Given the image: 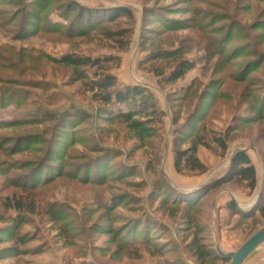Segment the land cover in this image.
I'll use <instances>...</instances> for the list:
<instances>
[{
	"label": "rangeland",
	"instance_id": "374dc122",
	"mask_svg": "<svg viewBox=\"0 0 264 264\" xmlns=\"http://www.w3.org/2000/svg\"><path fill=\"white\" fill-rule=\"evenodd\" d=\"M76 1L99 8L127 6L133 19L122 18L92 34L97 37L82 39L67 34L72 17L62 31L49 26L60 20L61 4L0 0V120L59 114L70 106L88 115L68 132L50 117L0 126V230L7 229L0 249L20 250L0 264H201L186 247L197 236L212 254L213 221L221 248L236 250L264 221L258 212L240 219L225 208L232 199L240 210L252 209L264 187V121L239 125L264 92V0ZM126 27L131 28L130 43L119 51L103 33ZM181 40L182 57L194 61L195 68L176 85L164 86L140 62L149 50L178 46ZM66 53L119 56V65L112 68L118 85L144 86L164 112L162 123L148 124L152 131L142 137L131 123L106 121L103 106L91 102L83 85L94 79L92 71L82 78L47 60ZM259 57L256 69L239 79L242 67ZM172 65L165 63V70ZM47 82L49 86L40 85ZM189 85L186 94L179 90ZM182 94L184 100H179ZM191 114L192 125L186 123ZM231 126L237 129L228 131L222 154L212 138ZM178 130H191V140L202 137L210 145L196 151L205 172L175 171L171 147ZM94 144L108 148L104 177L92 181L90 173V180L82 181V165L96 157ZM238 149H245L255 166L256 189L250 192L235 182L209 189L225 175ZM204 186L207 190L198 195ZM6 197L11 204L18 198L33 200L34 211L6 207ZM20 213L25 223L14 233L9 218ZM128 224H151L147 240L141 242L143 226L138 225L135 244L124 243ZM22 233L35 237L20 243L16 238ZM245 264H264V243Z\"/></svg>",
	"mask_w": 264,
	"mask_h": 264
},
{
	"label": "trees",
	"instance_id": "16d2710c",
	"mask_svg": "<svg viewBox=\"0 0 264 264\" xmlns=\"http://www.w3.org/2000/svg\"><path fill=\"white\" fill-rule=\"evenodd\" d=\"M53 1V3L61 4L63 6L62 14L59 15L60 20L52 21L49 23V26L57 29L58 31H62L63 27L66 24V21L72 17V20L67 26V34L74 35V37L78 38H94L97 36H93L92 34L97 33L98 30L101 31L102 27L106 25H112L116 23L118 20L122 18H126L128 21L133 19L132 12L127 6H113L108 8H99L84 5L76 0H48ZM148 10L149 8H145ZM152 11V10H149ZM151 14V13H150ZM153 15L154 11H152ZM166 31H164L165 33ZM169 32V31H168ZM162 31V34H164ZM131 28L126 27L122 29L116 30H108L103 33L104 38L106 40L112 42V47L121 51L126 50L129 46L131 39ZM21 37V36H20ZM25 37V36H24ZM230 37V34L228 35ZM178 46H172L168 48H156L149 50L143 59L140 62V65H147V69L153 73L154 76L158 78L159 83L164 86H174L179 81L183 80L185 76L195 68V62L182 57L184 45L183 40ZM220 50L218 51V53ZM232 59V58H231ZM47 60L56 67H63L65 69H71L76 73V76L80 74V77H84V74H88L92 71L93 80L89 82H85L83 84L85 88L91 93L90 100L91 102H98L103 106V113L106 121H114V120H122L124 122L131 123L136 132L142 137H146L145 134L151 133L148 124H161L162 116H164V112L161 111L155 101L149 97V92L144 86L140 85H118L116 76L112 73V68L117 67L120 62V57L117 55H105L98 57H91L85 55H75L73 53H66L60 56H47ZM170 62L173 63L172 66H168V70L166 71L165 63ZM261 62V58L258 60H250L243 67L240 72L239 79H245L246 75L256 69V67ZM80 70V71H79ZM40 83H38L39 85ZM49 83L40 84L43 86H49ZM192 89V85L187 87H181L179 90L182 92H188ZM3 90V89H1ZM0 90V91H1ZM7 90V89H6ZM9 91V90H7ZM180 94L176 93L175 95ZM185 95L178 96L179 100H184ZM183 98V99H182ZM256 101V100H255ZM254 101V102H255ZM258 103V102H256ZM264 92H262V97L259 99V105L257 108H247L246 116L242 117L239 125H248L258 122L259 120L264 121ZM39 113L36 112L34 114L27 113L21 119H12V120H0V126L2 125H13L18 124L19 122L31 121L33 123L40 122L41 120L47 121V118H53L52 120L57 123L56 127L63 129L62 131H69V129H73L75 125L79 122H83V120L87 119V112L78 108L76 106H70L69 109H64L59 114L55 113ZM254 113V114H253ZM43 114V115H42ZM188 116L186 123H190V119L194 118V116ZM47 117V118H46ZM137 117H144L145 122H141L137 120ZM202 116L198 115L196 118L198 120ZM55 118V119H54ZM193 120V119H192ZM172 121H175L173 119ZM153 124V125H154ZM192 125V124H191ZM236 126L228 128L224 135L215 136L212 138L214 144L219 148L220 152L223 154L227 149V139H228V131L237 129ZM153 129V128H151ZM183 129V128H182ZM194 130V127H192ZM193 131L190 130V133L182 132L181 130L175 131L172 139V154H173V166L177 173H203L206 171L205 164L199 159L196 154L197 147L204 146L209 148L210 145L204 140V138L200 137L197 140H191V133ZM264 132V131H263ZM191 141L190 145L185 147L186 143ZM93 153L96 154V157L86 160L83 166V177L80 179L82 181L90 180L89 175L93 174L92 181L97 179L96 177H104L102 173V169H105V164L107 162L108 157L107 154L108 148L103 147L97 144L93 146ZM93 169V171H92ZM106 170V169H105ZM93 172V173H92ZM91 173V174H90ZM32 181V180H31ZM232 183L235 182L237 184L243 185L244 188L248 189L250 192L254 191L257 186V175L256 169L253 165L250 156L248 155L245 149L236 150L230 159V164L227 172L224 176L220 177L219 180L211 183L209 189L221 185L222 183ZM34 182H31L30 185H34ZM25 185V184H24ZM207 190V186L202 187L197 191L199 193H205ZM26 199L18 198L14 201L13 204L10 203V198L6 197L5 206L12 208L16 211L23 212H32L34 211V201L29 200L24 202ZM185 204H187V200ZM225 208L233 215H238L241 218H251L255 215V212H258L260 217H264V187L260 193L258 201L255 203L252 209L248 211H242L237 206L234 200H229L225 203ZM24 214H18L9 218V229L12 232L16 233L18 227L25 223ZM138 218H135L137 221ZM135 221V222H136ZM264 224V221L259 224V226L254 229L249 236H251L259 227ZM138 225L143 226L144 237L141 242L147 240V235L151 231V227L148 228L151 224H128L125 229H123L122 241L126 244H135L136 239V228ZM6 227L1 228L0 230V242L6 241ZM14 230V231H13ZM122 232V228L120 230ZM11 232V233H12ZM9 234V233H8ZM7 234V235H8ZM248 236V237H249ZM32 233H22L17 236V240L20 243H24L30 239H34ZM247 237V238H248ZM246 238V239H247ZM245 239V240H246ZM8 240V239H7ZM244 240V241H245ZM188 253L196 258L198 262L204 264L206 262H214L216 260H220L222 263L227 261V259L218 256L213 249L212 254L208 253L204 250L202 244L199 243V238L197 236H193L191 240L188 242L186 247ZM13 250L12 252H10ZM19 249H15L13 247L7 246L5 248L0 249V259L5 258L7 255L15 256ZM211 255V258L209 256ZM11 257V256H10Z\"/></svg>",
	"mask_w": 264,
	"mask_h": 264
},
{
	"label": "water",
	"instance_id": "95a60500",
	"mask_svg": "<svg viewBox=\"0 0 264 264\" xmlns=\"http://www.w3.org/2000/svg\"><path fill=\"white\" fill-rule=\"evenodd\" d=\"M212 226L213 246L218 256L227 259L228 264H243L248 256L262 243H264V224L249 236L236 250L225 252L219 244L216 225Z\"/></svg>",
	"mask_w": 264,
	"mask_h": 264
},
{
	"label": "crops",
	"instance_id": "0c3cea01",
	"mask_svg": "<svg viewBox=\"0 0 264 264\" xmlns=\"http://www.w3.org/2000/svg\"><path fill=\"white\" fill-rule=\"evenodd\" d=\"M220 247H221V246H220ZM257 249H258V248H257ZM254 251H255V250H254ZM254 251H253V252H254ZM253 252H252V253H253ZM252 253H251V254H252ZM251 254L248 256V258H247V259L244 261V263H243V264H245V263H246V262L249 260V258H250V256H251Z\"/></svg>",
	"mask_w": 264,
	"mask_h": 264
},
{
	"label": "bare ground",
	"instance_id": "6f19581e",
	"mask_svg": "<svg viewBox=\"0 0 264 264\" xmlns=\"http://www.w3.org/2000/svg\"><path fill=\"white\" fill-rule=\"evenodd\" d=\"M259 246H260V245H259ZM259 246H258V247H259ZM258 247H257V248H258ZM257 248H256V249H257ZM256 249H255V250H256Z\"/></svg>",
	"mask_w": 264,
	"mask_h": 264
}]
</instances>
